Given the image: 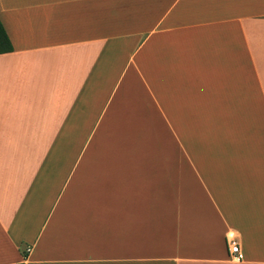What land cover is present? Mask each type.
Masks as SVG:
<instances>
[{
    "label": "crops",
    "instance_id": "obj_1",
    "mask_svg": "<svg viewBox=\"0 0 264 264\" xmlns=\"http://www.w3.org/2000/svg\"><path fill=\"white\" fill-rule=\"evenodd\" d=\"M0 21V264H264V0Z\"/></svg>",
    "mask_w": 264,
    "mask_h": 264
},
{
    "label": "built area",
    "instance_id": "obj_2",
    "mask_svg": "<svg viewBox=\"0 0 264 264\" xmlns=\"http://www.w3.org/2000/svg\"><path fill=\"white\" fill-rule=\"evenodd\" d=\"M31 251V247H27L23 251L24 259L28 257V254ZM228 255L233 260H241L242 255L240 251V246L236 241L229 240L228 241Z\"/></svg>",
    "mask_w": 264,
    "mask_h": 264
},
{
    "label": "trees",
    "instance_id": "obj_3",
    "mask_svg": "<svg viewBox=\"0 0 264 264\" xmlns=\"http://www.w3.org/2000/svg\"><path fill=\"white\" fill-rule=\"evenodd\" d=\"M13 51L12 43L0 21V54H5Z\"/></svg>",
    "mask_w": 264,
    "mask_h": 264
}]
</instances>
